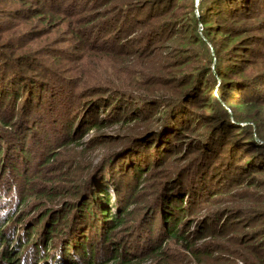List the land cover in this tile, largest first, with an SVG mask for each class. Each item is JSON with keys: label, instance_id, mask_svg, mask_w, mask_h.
I'll return each mask as SVG.
<instances>
[{"label": "trees", "instance_id": "16d2710c", "mask_svg": "<svg viewBox=\"0 0 264 264\" xmlns=\"http://www.w3.org/2000/svg\"><path fill=\"white\" fill-rule=\"evenodd\" d=\"M31 1L41 2L40 0ZM49 1L54 0H47L44 8L64 13L62 6H48ZM92 1L93 5L115 3L113 7L115 15L103 21L101 31L109 35L105 43L100 47L87 46L85 51L97 50L117 59L126 56L127 59L124 62L151 65L148 71L152 73H146L148 71L145 69L133 71L131 67H126L124 70L131 73L133 80L136 79L128 83V87L123 90L91 89L84 97L75 90L82 82L78 81L75 86H71L69 79L55 75L60 84L65 83L71 86L59 94L60 99L55 97L58 93L52 91L54 89L57 91L61 87L49 88L41 80L29 76L30 73L25 70V64L28 62L25 54H20L15 60H9L2 55L4 64L8 66L19 64L20 68L13 67L12 72L0 73V89H5L4 87L7 86L8 89L6 88L4 92H10L6 99L0 100L1 109L5 108L6 100L10 99L14 102L19 98L17 92L26 87H31V94L36 91L39 94L48 92L50 97L46 103L28 97L25 103L28 108H22L23 115L21 113L20 118L16 115L18 108L13 109L12 105L9 107L7 105L5 116L1 117L0 113L2 128L0 132H4L0 133V140L4 144L0 147V264H218L217 262L222 261L229 252L232 254L230 258L234 259V262L230 264H264V245L262 244L258 247L260 253L253 255V259L247 257L240 259L225 246L226 243L230 247H240L242 251H246L245 255L250 252V246L247 245L249 241H235L234 236L233 238L230 236L234 226L225 224L224 221L231 220L228 216L219 222L220 217L215 219L212 214L208 215L207 218L203 217L197 222L200 228L193 229V219H186L199 201L214 194L212 190L215 187L212 183L221 177L217 175L220 169L225 170L226 173L219 184L227 186L229 190L244 186L254 188L257 186L258 175L264 174V123L250 121L252 126L250 123L247 126H235L226 117L210 113L202 118L209 120L213 126L203 135L189 139L187 132L190 126L183 125L179 119L187 115L191 108H198L200 99L194 94L199 87L194 89L182 87L171 97H164L161 94L164 86H170L172 82L179 79L183 85L192 79L197 83L201 80L202 82L210 81L211 69L205 73V77L202 73L190 76L182 75L181 68L173 67V64L180 61L171 64L167 61V57L164 58L167 62L163 64H158L154 60L147 63L152 57H157L156 50L161 43L188 38L187 33L190 27L179 14L178 7V4L186 0ZM198 9L205 26L211 23L217 24L208 27V32L222 36L225 42H233L224 48L226 53H223L221 63L216 64L215 68L217 75L229 80L230 84L236 83L234 76L243 71V67L233 62L250 64L252 62L249 63L244 58L246 59L247 56L252 58L257 54V51L253 52L244 46L251 44L264 46L263 39L260 42L254 39V42L249 44L252 40L246 37V34L263 30V27L253 25L257 28L253 29L251 25H240L234 29L227 25L246 22L248 18L254 20L261 18L260 14H264V0H199ZM18 13L20 14V12L14 13L15 16H19ZM68 14L71 15L72 12ZM90 32L91 30L87 35ZM238 38L240 39L237 42ZM94 39L97 41L96 38ZM217 46L220 47L221 43ZM228 48H230L229 51ZM239 48L241 50L245 48L246 51L238 55ZM176 50L178 55L188 53L181 45L176 46ZM161 58L159 56L158 59ZM224 59H226L225 62ZM164 72H167L166 79H162L160 75L161 73L166 75ZM260 73L259 79L253 77L245 79L246 75L241 74L240 76L243 77L240 80L243 82L241 87L255 88L256 93H247V91L243 96L251 106L264 112V91L260 89V86H264V70ZM202 77L204 79H201ZM49 85L51 86V83ZM127 88L134 90V94L137 92L139 96L134 95ZM239 89L240 87L235 90ZM101 94H105V97H97ZM0 96V98L3 96L1 92ZM222 96L225 95L211 97L209 94L207 99L219 101L223 98ZM70 98L73 101L81 98L89 99L86 109H90L92 116L87 118V131L93 128L102 130L117 122L130 124L136 121L147 123L153 120L155 123L131 130L128 135L130 143L122 146L116 156L103 158L98 164L92 161L86 165L81 164L83 157L77 153V150L79 147L82 148V141L88 132L85 133V130L82 133V129L77 128L78 124L68 127L62 125L66 127V135H62L59 144L55 147L58 152L52 149L46 154L42 151L49 147L45 137L58 130L56 127L50 130L43 127L44 135L38 126L45 116L50 117L53 111H59L61 117L66 118L68 111L74 108L65 105L71 100ZM128 99L136 101L140 106H145L148 115L140 114L142 113L140 110H144L140 109L138 112L131 111L129 116H119L118 112H123L122 107ZM227 99L232 98L227 97ZM42 103L47 104L46 107H43ZM58 104L61 105L60 110ZM96 106L99 107L96 108ZM101 106H108V108L115 106L113 116L100 118L98 113ZM158 109L162 110L156 115ZM94 110L96 115H93ZM93 116H97L98 120ZM175 124H178V127ZM78 134L81 136L79 137ZM38 136L41 141L38 140ZM29 146L41 151H38L37 167L34 169L30 167L31 169L26 171L25 166L24 171L20 165L21 163L25 165ZM143 150V153L153 151L154 161L149 159L146 165L140 164L136 167L137 169L132 166L133 171L130 172L137 176V183L140 180L146 183L152 180V175L158 174L156 170L159 168H163L160 172L166 170L159 179L163 181L154 182L153 193L144 194L145 186L142 187L140 182L135 192L132 191L130 196H123V183L125 184L123 175L126 174L120 175L122 182L116 181L111 176L109 167L120 157L131 154L139 156ZM62 153L65 154L63 159H61ZM180 155L184 156L182 159L184 165L170 167V158L174 161ZM240 155L245 163L235 164L236 157ZM62 160L64 162L66 160L68 172L59 170L55 174L47 169L49 175H45L44 171L46 167H49L48 163L53 162L54 167H57ZM226 162H230L231 165H222ZM77 164L87 173L81 183L72 181L69 175L71 168L73 169ZM171 168L172 170H169ZM30 174L34 175V183L29 179ZM169 174L170 178L164 180ZM105 178H108V187L104 183ZM107 189H111L113 193ZM138 198H143V201L138 202L140 200ZM33 199L35 200L32 201ZM29 208L40 211L37 214L34 211L35 216H32ZM139 213L141 217L139 216V220L135 221V216ZM157 220H160L158 228H161V231L159 232L158 230L155 232ZM96 226L99 227L96 238L101 236L97 247L93 237ZM136 230L137 233L134 234ZM143 232L147 235L136 236ZM89 234L92 235L89 236ZM118 234L121 236L116 243L112 238ZM123 236L127 240L126 243L121 241ZM170 242L180 248V253H172L170 248H167Z\"/></svg>", "mask_w": 264, "mask_h": 264}, {"label": "rangeland", "instance_id": "374dc122", "mask_svg": "<svg viewBox=\"0 0 264 264\" xmlns=\"http://www.w3.org/2000/svg\"><path fill=\"white\" fill-rule=\"evenodd\" d=\"M40 1V3H37L36 1L32 2L31 0H0V73L3 71L12 72L13 67L20 68L19 64L10 66L4 64L2 61V55L8 57L9 60H15L16 57L20 54H25L28 58V62H26L27 64H25V70L30 73L29 76H33V79L41 80L43 83L48 85L49 88L61 87L57 91L56 89L52 91L53 93H58L57 96H55L56 98H60V93L68 90L67 87L75 86L78 81L79 83L82 82V84L78 86V90L76 88L75 90L77 91V93L83 94V97L88 95L87 91H90L91 89L95 90L96 88H117L123 90L125 87H128V83L136 80H133L131 73L129 74V72L127 73L126 70H124L126 67H131L133 71L144 69L147 71L150 70L151 65L149 64L141 65L140 62H138V64L136 63V65L135 63L132 64L130 62H124V60L127 59L126 56L124 58L117 59L97 50H92L91 52L85 51L87 46L92 47L94 45L95 47H100L101 45H103V43H105V39L109 37L106 32H102L101 30L103 27V21H106V19L111 18L115 15L113 9L115 3L109 2L105 5L103 3L100 5H93L92 0L91 2L90 0L49 1L50 4H48V6H62V10L64 11V13H61L59 11H56L55 9L51 10L50 8H44V6L47 5V0ZM198 5L199 0H186L178 4L179 14L181 15V17H183L184 21L189 24L190 27V30L187 33L188 38L181 41L177 40L175 42L168 41L161 43L156 50V55L158 58L159 56L162 58L159 60L155 56L148 60L147 63H151L153 60L157 61L158 64H163L167 61L173 64L180 61V63L173 64V67H176L175 69L181 68L183 72L182 75L184 74L190 76L202 73V76L205 77V73H207V71L211 69V75H209L210 81L202 82L201 80L200 83H197L194 79H192L189 83L183 85V83H181V80L179 79L172 82L170 86H164L161 90V94L164 97H171L182 87L190 89L199 87V90H195L196 93L194 94L196 98L200 99V102L197 106L198 108H191L187 115L185 114L179 119V121L183 125L189 124L190 128L188 130L189 132H187V136H189V139L203 135L206 130L210 129L213 126V124H211L209 120L202 118L203 116L210 113L226 117L229 122H231L235 126H247V124L249 123L252 126V122L250 121L264 123V112L260 111L254 106H251L249 104L250 102H248L245 96H243L247 91V93H256L255 88L251 86L241 87L243 85V82H241L240 80L243 77L240 76L241 74L246 75L245 79H249L252 77L259 79L261 78L260 71L264 70V46H260L259 44H251L252 42H254V39H257L258 42L263 39L262 42L264 44V14H260L261 18L255 20L252 18H248L246 22H235L229 23L227 25L230 26V28L233 27L234 29L238 28L240 25H251L253 29H257L256 27H254L257 25L263 27V30H258L257 32H247L251 34H246V37H249L252 41L249 43L251 45H246L244 47L247 49H251L253 52L257 51V54L252 58H250L249 56H247L246 59L244 58V60L249 61V63L251 61L252 63L250 64L243 62H233L238 63L236 65L240 64V66L243 67V71L237 73L234 76V80L236 83L230 84L229 80H225L221 76L217 75L215 65L221 63L220 60L222 61L223 53H226L224 52V48L228 47V45H231L233 42H225V40H222V36H217L207 31L208 27L212 25L215 26L217 24L211 23L208 26H205L200 18ZM16 12H20V14H17L19 16H15L14 13ZM68 12H72V14L69 15ZM215 22L216 21H214V23ZM89 30H91V32L93 30V32H90L89 35H87ZM98 35H100L102 38ZM180 37L178 39H180ZM89 38H91V41H89ZM94 38H96L97 41H95ZM239 39L240 38L237 39V42L239 41ZM87 43H89V45ZM220 43L221 46L218 47L217 45ZM180 45L181 47H185V50L188 51L187 54L178 55L176 53V46ZM245 48H243L242 50L241 48H239L240 50H237V53H239L238 55L246 51L244 50ZM229 49L230 48H228V51ZM169 56L171 58H168ZM166 57L168 59L167 61L164 59ZM225 60L226 59H224V62ZM146 73H152V71H148ZM164 73H166V75L163 73L160 74L162 76V79H166L168 77L167 72ZM55 75L69 79L71 81L69 85H71V83L72 85L69 86L65 83L60 84ZM204 77H202L201 79H204ZM49 83H51V86L49 85ZM239 87V90H235ZM4 88L5 89L2 90L0 89V92L3 94L0 100L6 99L10 94V92H4L8 89L7 86ZM127 89L129 91H132V93L134 94V90H130L129 88ZM260 89H263L262 91H264V86H260ZM31 92V87H26L25 89L23 88L17 92V96L19 98L14 100V102H11L10 99L6 100L5 108H0L1 117L7 114V108L12 105L13 109L15 107L18 108L16 111V115L20 118L22 108H28L25 104L27 103L26 100L28 99V97L35 101L41 100V102L43 103H46L48 101V97H50L48 92H45V94H39L38 91L34 92V94H31ZM63 94H65V92ZM135 94L139 96L137 92H135ZM209 94L211 95V97L219 95L225 96H222L223 98L219 101H209L207 99V95ZM104 95L105 94H101V96L97 97H105ZM227 97H230L232 99L228 100ZM43 103L42 106L46 107L47 104L43 105ZM58 103L63 104L61 102ZM124 103L125 104L122 107L124 110L123 112H118L119 116H129L131 111L136 110L138 112L140 109H144L143 111L140 110L142 112L140 114H142L143 116L148 115V111L146 110L147 108L143 105L140 106V104H138L136 101L128 99ZM87 104H89V99L87 98L76 99L74 101L71 99L66 102L65 105L70 108H74H71L70 111H68V116L66 118L61 117L59 111H53V114L50 117L45 116V118L42 120V123L39 124L38 129L44 135L45 133L42 130L44 128L50 130V128L53 129V127H56L58 131L49 133L45 137V140L47 141L50 148H45L47 150L43 149L42 151L44 153L48 154L50 153V150H55V147H57V145L59 144V140L61 139L62 135H66L65 129L69 125L76 126V124H78L77 128L80 130L82 129L81 132L84 133V131L88 128V124L86 123L88 121L87 118L89 116H92V114H90L89 112L90 109H86ZM97 107L99 106H96V108ZM101 107L102 108H99L100 113H98L100 118H109L113 116L115 106H111L110 108H108V106ZM58 109H61V105L59 104ZM95 110L93 115H96ZM161 110L162 109H158L156 115L160 114ZM96 120L98 119L96 118ZM153 122V120H150L147 123L136 121L131 122L130 124L125 122H117L103 128L102 130H100V128H93L92 130L88 131L86 130L85 133H88L85 135L82 141L83 144L81 145L83 146L82 148L79 147L77 150V153H80L81 157H83V161L81 162V164L86 165L90 161L96 162L98 164L103 158L108 159L116 156L117 152H119V149L122 148V146H127L130 143V141H128V135H130L131 130H136L138 127H144L147 124H153ZM62 125L67 126L63 127ZM175 126L178 127V124H175ZM78 136L80 137L81 135L78 134ZM38 137V140L41 141L40 136ZM248 137L251 136L248 135ZM169 141L170 139L168 140V143ZM3 145V142H1L0 140V147H2ZM39 147L40 146H38V149H40ZM28 150L29 152L25 157V165H23L22 163L20 165L22 170L24 168V171L25 166L26 171H29L31 169L30 167H33V169L37 167L36 160L38 158V151H41L35 150L34 148L32 149V147L30 146ZM143 152L144 150L139 156L131 154L128 156L120 157V159L115 162V164L109 167V171L110 173H112L111 176L116 181L122 182L120 179V175H123L124 173L126 174L123 175V181H125V184L123 183V196H130V193L136 190L137 185L141 183L142 187L145 186L143 190L144 194L149 192L153 193L154 190L152 185L154 184V182L163 181L159 179L161 178V175L165 174L166 170H164V172H160L163 168H159V170H156L158 171V174L152 175V180L147 183L144 181L141 182L140 180L141 183H137V176H134V174L130 172L133 171L132 166L137 169L136 167L140 164L142 166L146 165L149 159L154 161L153 151L145 153ZM61 157V159H63L65 157V154L62 153ZM183 157L184 156L180 155L178 156L177 160L174 161H172V158H170L171 162H169V166H172L174 168L180 165L183 166ZM234 163H245V160L240 155L236 157ZM47 165L49 167H46V170L44 171L46 176L49 175L48 170H50L49 172L52 171L55 174H57V171L59 170H63L65 173L68 166L66 160L65 162L64 160H62L61 164L57 167H54L53 162L48 163ZM222 165H231V163L226 162ZM129 168L131 170H128ZM169 170H172V168ZM219 171L220 172H218L217 175H221V177L212 183L213 187H215L212 190L214 191V194H211L212 196L208 195L209 197L207 196V198H205L203 201H199V204H197L198 206H194L195 209L188 215L186 219H193V229L195 227L200 228L201 226H198L197 222H199L203 217L207 218L208 215L212 214V216H215V219L220 217L219 222L223 220L225 216H228L231 220L224 221L225 224H230V227L234 226V228H232V234L230 236L232 238L234 236L233 239H235V241H249V244L247 245L250 246V252L249 254L245 255L246 251H242V248L240 247H230L228 246L229 244L226 243L225 246L234 252L233 255H236L240 259L241 257L253 259V255H258L257 253H260V249H258V247L261 246V244L264 245V174L258 175V177L256 178L257 186L254 188H248L244 186L229 190L227 186L224 187L223 185L219 184L221 183V181H223L222 178L226 171L222 169H220ZM86 174L87 173H85V169L80 168L79 164H77L76 167H73V169L71 168V172L69 175L72 181L81 183L84 177L86 178ZM167 176L164 178V180L170 178V174ZM29 179L33 181L34 175L30 174ZM32 183H34V181ZM104 183L108 187V178H105ZM124 186H127L128 188H125ZM107 190L109 192L111 191V189ZM143 198L138 200V202H142ZM34 200L35 199H33L32 201ZM34 211L35 209H31L32 216H35V214H37L40 210L36 209L35 214ZM217 212H221L222 216L219 213L217 214ZM140 215L141 214L139 213L137 216H135V221H137V219L139 220ZM159 221L160 220L156 221L155 232L157 230L158 232L161 231V228H158V225L160 223ZM94 229L95 230L93 231V237L95 241L94 243H96L95 247H97V242L99 243L101 236H99V238H96V233L98 232L99 227L96 226ZM135 233H137V230L134 231V234ZM90 235L92 234H89V236ZM146 235L147 234L143 232L140 235L137 234L136 236L144 237ZM120 236L121 235L118 234L112 239L117 243L119 242L118 238ZM121 241H125V243L127 242L124 236ZM167 248H170L172 253H180V248L176 244L174 245L172 242L168 243ZM231 255L232 254L230 252L227 253V256L222 258L223 260L217 263H233L234 259L230 258Z\"/></svg>", "mask_w": 264, "mask_h": 264}]
</instances>
